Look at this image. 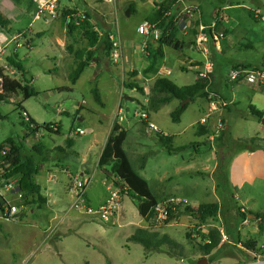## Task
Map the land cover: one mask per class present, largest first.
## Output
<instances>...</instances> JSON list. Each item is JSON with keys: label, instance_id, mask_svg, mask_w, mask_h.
Listing matches in <instances>:
<instances>
[{"label": "rangeland", "instance_id": "1", "mask_svg": "<svg viewBox=\"0 0 264 264\" xmlns=\"http://www.w3.org/2000/svg\"><path fill=\"white\" fill-rule=\"evenodd\" d=\"M211 1L215 6L214 18L220 14L225 17L218 22L213 36L225 46L224 53L218 51L210 35L208 42L213 62L217 64L216 75L222 81L208 97L188 102L181 121L175 123L170 114L176 107L175 102L158 112L148 111L151 89L160 77L144 75L148 53L145 38L138 31L163 0H59L58 16L45 20L35 19L36 7L32 0H0V11L5 19V25L0 24V33L11 39L25 32L26 38L23 48H18L17 43H5L4 53L0 57V144L13 139L23 157L33 155L37 161L47 157L37 180L48 188L47 192L43 190V194L53 197H50L51 203H47L44 197L46 203L42 206H30L28 202L32 203L34 199L24 197L23 209L26 214L14 219H0V264H198L203 258H207L209 264H242L252 258L245 249H257L264 244V228L253 218L244 225L240 216L241 208H245L248 214L264 212V174H258L252 183L245 184L238 191L228 183L231 160L245 145L240 139L261 138L254 145L249 144L264 148V124L249 114L250 105L264 109V88L255 92L254 88L259 85H250L246 81L237 85L230 81L231 71L235 69L231 68L239 61H250L253 66L261 63L259 53L246 50L248 42L242 40V33L245 23L252 24L254 45L256 49L264 48V22L253 23L247 13V9L259 8L264 11V0H200L188 4L187 9L176 8L173 12L176 13V21L182 18L184 22L180 26L183 28L186 24L188 27L178 36L184 50L166 47L168 54L165 63L172 71L168 78L178 86L195 84L196 72L188 64L189 50L196 48L199 26L207 24L201 19L206 10L202 3ZM225 5H241L238 11L242 18H238L232 10L223 11L221 8ZM85 22L90 25L85 26ZM211 24L207 26L212 30ZM70 25L75 28L71 30L72 33ZM91 27L100 38H103L105 31L111 42L112 38L119 40L120 57H107L104 45L100 46L79 81L73 84L69 77L78 62L87 55L84 53L89 50V44L85 33ZM246 30H249V26ZM221 33L225 38H219ZM2 38L5 39L4 36ZM59 41L66 48L64 54L61 53ZM196 56L201 58V55ZM8 58L20 62L24 72L14 68ZM225 62L230 72L223 67ZM220 65L224 68L221 69L223 73L219 71ZM184 68L187 70L184 71ZM133 73H137V76L133 77ZM2 76L21 83L22 89L16 93H4ZM132 81H136L143 92L126 88L125 84ZM210 82L213 84V79ZM95 88L103 105L95 99ZM30 90L34 95L26 99L25 94ZM218 94L235 97L236 104H222L220 107L224 114L215 125L208 127L201 122L195 123L204 115L202 110L206 107L205 103L225 101ZM143 112L148 114L150 122L159 127L161 134L181 133L174 146H184L185 149L169 154L158 137L161 134L152 131L147 122L140 118ZM28 117L40 126L37 133L31 128ZM51 126L57 130L47 131L46 128ZM116 126L126 133L124 149L133 167L148 181L159 204L175 198L188 199L191 202L189 207L193 204L195 208L202 204L218 203L221 205L219 214L201 223L184 212L183 204L179 205L176 219L172 221L177 222L176 225L161 234L167 224L155 220L146 222L139 213V201L122 193L111 181L108 184L119 191L122 203L112 223H103L95 216L71 209L70 189L76 175L84 170L81 159L68 152L63 153L69 150L67 139L75 141V144L81 138L88 142L98 133L101 146L105 147ZM77 128L83 129L86 134L73 137ZM201 128H206L208 132L204 136L218 135L214 143L215 153L206 145V140L203 143L204 138L198 139L203 137L200 136V133H204ZM195 146H198V150ZM33 147H44L42 154L33 151ZM221 162L224 166L220 169ZM186 167L190 169H184ZM67 169L74 175L70 179ZM93 172L92 165L89 175ZM102 179L107 178L96 170L89 186L99 191L100 198L102 193H108L107 186L101 184ZM19 180L17 176L15 183L18 184ZM66 182V189L62 187L64 189L61 190L66 196L69 194V198L59 192L61 185L58 184V189L53 186ZM60 196H65L66 201L61 200L56 204ZM0 197L7 202L17 203L14 194L6 192L4 188H0ZM141 229L156 233L159 237L167 236L182 250L170 245H163L160 251L147 250L130 239L131 234ZM212 230L221 232V245L212 255L205 257L201 246L207 243ZM223 234L228 241L223 242Z\"/></svg>", "mask_w": 264, "mask_h": 264}, {"label": "trees", "instance_id": "2", "mask_svg": "<svg viewBox=\"0 0 264 264\" xmlns=\"http://www.w3.org/2000/svg\"><path fill=\"white\" fill-rule=\"evenodd\" d=\"M187 3L189 0H185ZM182 7L181 4L178 3V0H164L159 8L151 14L147 20L152 24H156L157 27L161 28L164 32V36L161 40L157 42V44L148 43L147 46V58L148 65L144 70V75L146 77H158L159 70L164 66V61L166 58L165 48H173L175 50H183L184 44L179 40V34L181 32L180 26L176 22V13H173L176 8ZM249 15L254 20L253 10H249ZM202 20H205L207 23V17L201 16ZM199 23V22H198ZM197 23V24H198ZM0 24L5 25L4 15L0 11ZM90 25L89 22H85L84 24ZM200 24H198L199 26ZM208 25V24H206ZM73 26H69L70 33L71 30H74ZM103 38L99 37L98 32H95L92 27L86 30V38L89 44V50H86L84 54H87L82 61L78 62L76 68L70 74V81L73 84H76L85 69L89 66V64L95 58L100 46L104 45L105 53L107 57H110L112 53V42L107 32L103 31ZM208 34L213 39L212 30H208ZM83 58V57H81ZM8 62L16 68L21 73L24 72V67L20 62H17L13 58H8ZM264 65L260 67H249V66H236L235 69L246 68V69H260ZM133 77L137 76V73L132 74ZM210 79H213V75H211ZM2 88L4 93H16L17 91L22 89V85L19 82L11 81L6 76H2ZM126 88L137 90L143 92V88L139 86L136 81L128 82ZM28 88V86H26ZM214 89V85L209 81H198L194 85L183 86L180 87L172 82L169 78L160 77L155 80L153 87L151 89V96L149 99V112H158L163 106L171 103L174 100L179 102L178 107L171 113V118L173 122L179 123L181 121L182 115L187 110L189 104H186L182 107V102L187 99H190V102H194L198 98H206ZM95 99L97 103L103 105L101 97L99 95V91L97 88L93 90ZM34 95V92H26V99L30 98ZM21 107V106H20ZM249 114L251 117L257 119L262 122L264 119V109L259 110L255 106L250 105ZM28 120L31 122V128L34 132L40 129V126L35 123L30 117ZM55 127V126H51ZM54 128L47 127V131H52ZM57 130V129H56ZM201 131L204 133H200V136L206 135L208 132L206 128H201ZM163 146L166 148L168 153L172 154L173 151H179L185 148H179L175 150L172 145V139L170 137L159 135L158 136ZM262 140L261 138L253 137L250 139H240L241 143H244V147L240 150H249V151H257L261 149V147L253 146L256 141ZM127 142L126 133L118 126L114 127L111 133V136L102 151V155L98 164V169L101 171L108 181L113 182L118 188L121 189L122 193H127L132 198L139 201L138 210L142 218L146 222H152L155 218L156 207L159 205V199L156 195L153 194L148 181L139 175L137 170L133 167L127 152L124 147ZM67 145H71L72 141L67 139ZM253 144L251 146V144ZM10 145L12 148V152L8 156H1V152L5 148L6 145ZM44 147H35L34 151L38 154H42V149ZM224 151L222 155H224ZM47 157H43L40 161H37L35 157L32 155L30 157H23L22 151L20 148L16 146L13 139H9L8 142L0 144V161L4 162L5 165H9L7 168L3 166L4 172L6 173V178H14L19 176L20 180L18 183L19 189L21 193L24 194L25 198L32 197L34 200L32 203L28 202V205L33 206L37 204L38 206H42L46 203V200L41 194V186L37 183V176L43 170L44 164L47 162ZM224 164L220 163V169ZM108 172L111 173V176L108 175ZM227 179V176H225ZM4 205L7 203L4 201L2 197H0V209L4 210ZM221 209V205L218 203H207L202 204L201 206L195 207H185L184 212L187 215L194 216L201 223L206 222L209 218L216 217ZM27 211V210H26ZM23 214H26L25 210H23L19 217H22ZM255 221H257L261 228H264V212L260 213H249ZM240 216L245 219V216L241 214ZM176 219V210L172 211L169 214V217L165 224L171 223ZM209 239L207 243L202 247L204 251V256L209 257L219 249L221 245V232L219 230H212L209 234ZM132 241L138 242L142 244L147 250H155L160 251L163 245H170L174 248H179L176 243L172 242L167 236L159 237L158 234H151L147 230H139L134 235L130 237ZM183 254V252H181ZM85 264H90L86 262Z\"/></svg>", "mask_w": 264, "mask_h": 264}, {"label": "built area", "instance_id": "3", "mask_svg": "<svg viewBox=\"0 0 264 264\" xmlns=\"http://www.w3.org/2000/svg\"><path fill=\"white\" fill-rule=\"evenodd\" d=\"M162 1V0H160ZM164 1V0H163ZM36 7V18L37 19H53L58 16V6L59 0H32ZM178 3L181 4L183 8H188V3L185 0H178ZM181 7V8H182ZM185 9V10H186ZM254 18L264 22V11L257 8L253 10ZM225 17L220 14L219 16L215 17L213 23L210 27H214L218 22L223 21ZM177 24L180 26V23L184 21L180 18L176 21ZM188 26L184 24L183 28L180 26L181 32L186 29ZM199 34L197 35L196 39V48L203 54L209 55L208 49V42H209V34L206 31L209 29V26H205L201 24L199 26ZM139 33L145 38V48L147 52L148 41L151 43L157 44L159 40H161L164 36V32L161 28L157 27L156 24H152L148 20H145L138 28ZM6 34L0 33V57L4 53V45L5 43H17V47L23 48L25 42V32L19 33L16 36H13L11 39ZM5 37V39L2 38ZM112 57L114 59H119L120 51H121V44L119 40H114L112 38ZM214 64L211 61H208L202 69L200 70L198 76L199 80L202 81H209L211 75L213 74ZM172 74V71L168 68L162 67L159 72V77H167ZM240 80L246 81L250 85H260L264 86V66L260 69H234L231 71L230 74V81L237 82ZM140 118L147 122L149 128L152 131L157 133L160 132V129L156 124L149 121L148 114L146 112L140 113ZM55 128V127H52ZM56 129V128H55ZM86 132L81 129L77 128L76 131L72 134L73 137L83 136ZM12 152V148L10 145H6L3 151L1 152V156H8ZM3 166L8 167L9 165H5L4 162L0 161V188H4L6 192H12L16 197L17 203L7 202V205H4V210H1L0 219L8 220L10 218H17L19 214L24 210L25 202H24V194L21 193L19 186L15 183V178H6V173L4 172ZM91 178H81L77 176L74 178V185L70 189V196L72 200L71 209L79 213H83L87 216H95L97 219L103 223L109 224L115 220V216H117L119 210L121 209L122 203L120 200L119 191L114 190L112 188L113 185L108 184V180L105 181V184L109 186L110 195L108 199L99 207L92 206L89 201L87 200V190L90 186ZM184 205L185 207L190 206V203L186 200L181 199H170L165 201L162 204H159L156 207L155 211V218L154 222L157 223H165L169 217V214L172 211H175L179 205ZM241 214L245 216L243 219V224H248L250 220H252V216L249 215L245 208H241ZM228 241V237L223 234V242ZM252 258L244 262L242 264H264V244L260 245L256 250L250 252Z\"/></svg>", "mask_w": 264, "mask_h": 264}, {"label": "crops", "instance_id": "4", "mask_svg": "<svg viewBox=\"0 0 264 264\" xmlns=\"http://www.w3.org/2000/svg\"><path fill=\"white\" fill-rule=\"evenodd\" d=\"M129 1H133V0H129ZM197 1H200V0H189L188 1V4H194V3H197ZM213 3L214 2H212V1L210 3H208V2L207 3H202L203 6L206 9L204 16L207 17V21H208L207 24L213 23V20H214L215 13H213L214 12L213 9H214L215 6H213ZM240 7H241V5H239V6H228V5H225L221 9L223 11L232 10L233 13L238 18H242V15L238 11V9ZM0 10H1V7H0ZM249 10L250 9H247V13L249 12ZM251 10H253V9H251ZM248 16L250 17L249 13H248ZM35 19L37 20V18H35ZM250 19L255 24H259V23L262 22V21H259V20H254L251 17H250ZM219 23H217L213 27V29H212L213 36H215L214 35V29H215V27L218 26ZM247 26H249V30H246L247 29ZM251 27H252V24H249L248 25L247 23H245V25H244V31L242 33V40L248 42V46H246V50L248 49V50H251V52H253V53L254 52H257V53H259L261 55V57H260L261 63H258L256 66H253L250 61H247V60L244 59L245 61H239V63L235 64L231 69H234L236 66H249V67L255 68V67H260V66L264 65V48L261 47V48L256 49V47L254 45V42H253V37L255 35L253 33H251ZM262 33L264 35V31H262ZM250 36H251V38H250ZM219 38H225L224 34L221 33ZM213 40L215 42V45H216V48L218 49V51L224 53L223 51L225 50L224 49L225 46L224 45L223 46L221 45V41L219 39H217V37H215V39H213ZM54 43H56V41ZM59 43H60V48L62 47L61 53L64 54L66 52L65 51L66 48H65V46H63V43L62 42L59 41ZM240 47H242V46H240ZM60 48L56 46V49H58L59 52H60ZM189 51H190V54H189L190 55V57H189V60L190 61H189L188 64H189L190 68L193 69V70H195V72H196V76H197L196 82L202 81V80H199L198 74H199L200 70L202 69V67L204 66V64H206L208 61L213 62L211 52H209V55H206V54H203L202 52L200 53L199 50H198L199 51L198 52L196 48L194 50H189ZM165 54H166V58H165L164 66L163 67L170 69L169 67H166L167 64L165 63L166 62V59H167V54H168L167 53V48H165ZM196 55H201V58H199ZM213 64H214V70H213V74H212L213 75V84H214V87H217L218 84H219V82H221L222 80L220 81V77H218L216 75V72H217L216 71L217 64H215L214 62H213ZM223 64H224L223 67L224 68H227V70H228L227 72H230L231 69L228 68L227 63L225 62ZM220 67L221 68H220L219 71L221 73H223V71H221V69H224V68H222V65H220ZM186 70H187V68H184V71H186ZM168 77L169 76H167L166 78H168ZM243 83H245V81L244 80H241V81H237V82H235L233 84L241 85ZM192 85H194V84H192ZM180 87H183V86H180ZM263 88H264V86H260L259 85L258 88H254V91L255 92H260ZM218 95H220V94H218ZM221 97L223 99H225L224 102L221 101V100H217L216 102L205 103V106L206 107H205V109L202 110V111H204V115H201L200 116V120L196 121L195 123L201 122V123L206 124V126H208V127L211 126V125H215L217 119L224 114V111H223V109L220 106L222 104L224 106H230V105H235L236 104V100H235L236 98L233 97V96L232 97H223V96H221ZM200 99H202V98H198L196 100H200ZM174 102L176 103L175 106L177 107L179 105V102L177 100H174L171 103H174ZM176 107H174V109L172 111H170V114L176 109ZM231 110H232V108H231ZM78 119L80 121H82V118L81 117H79ZM194 124H193V126H194ZM227 128H228V126L226 127V129ZM161 135L170 137L172 139V143H173L172 145H173V147H174L175 150H178L179 148H185L184 146H176V145L174 146L175 141H176V138L177 137H181V133H179V135L178 134H161ZM79 137H82V136H79ZM217 137H218V135H216V136L215 135H211V136H203L201 138L198 137V139L204 138L203 139V143L206 140L207 141L206 142L207 144L206 143L205 144L207 146H210V150L215 153L216 152L215 151L216 148H215V144L214 143H215V139ZM76 141L78 143L75 144V141H72V144L70 146L68 145L69 150L68 151L66 150L63 153L68 152L71 155H75L76 157H78L79 159H81V166H82V169L84 171H81L80 172V175H76V176H80V177H83V178H91L92 179V177L94 176L96 170H99L98 169V164H99V161H100V158H101L102 151H103L104 147L101 146V142H100V138L98 136V133H95L93 135V138L90 139L88 142H84L82 140V138L81 139H78ZM77 145H78V148L76 147ZM223 147L224 146H222L221 149ZM34 148L35 147L32 148L33 151H34ZM195 148L198 150V146H195ZM173 153H179V151H173ZM92 165L94 166V172H93L92 175H89V172L92 169ZM184 169H190V168L189 167H186ZM67 173H68V179H70V177L74 176L73 173H70L69 169H67ZM258 174H264V148H261V149H259L257 151H249V150L238 151L234 155V157L231 160V163L229 165V173H228V179H229L228 180L229 181L228 183H229V186L233 190L238 191L239 189L243 188L245 184L252 183L255 180V177ZM106 180L107 179H102V183L101 184L107 186V189L106 190H107L108 193L107 194H103L102 193L101 198H100L99 191H95V190H93V188L92 189L91 188H88V190H87V196H86L87 197V200L89 201V203L92 206H94V207L96 206V208L99 207L100 205H102L108 199V197L110 195L109 186L105 184V181ZM66 181L68 182V180H66ZM67 182L64 183V184H61L62 182L61 183H55L53 186L56 189H58L57 188L58 187V184L61 185L60 188H59V190H60L59 192H61V193H63L65 195V193L62 192L61 188L64 187L66 189ZM37 183L41 186V189H42L41 190V194H42V196L45 197V198H47V203H51V201H52L50 199V197H52L51 194H49L48 196H46V195L43 194V190L47 192L48 188H44L38 182V180H37ZM64 188H62V189H64ZM65 196L64 197L63 196H60V198H57V200L55 201L56 204H59L61 200L66 201V197L67 196L69 198V194H67L66 197ZM183 200L188 201V199H183ZM191 206L192 207H195V206H193V204ZM176 223L177 222H171V223L167 224L164 227L165 229L162 228L163 230L161 231V234H164V233L168 232L167 230L169 228H172L174 225H176ZM132 235H134V233L131 234V236ZM255 249H256V247L255 248H252V249L251 248L250 249H245V250L250 254V252L253 251V250H255ZM236 264H238V263H236Z\"/></svg>", "mask_w": 264, "mask_h": 264}, {"label": "water", "instance_id": "5", "mask_svg": "<svg viewBox=\"0 0 264 264\" xmlns=\"http://www.w3.org/2000/svg\"><path fill=\"white\" fill-rule=\"evenodd\" d=\"M127 15H129V13ZM188 102H190V99H187L184 102H182V107L185 106ZM262 123L264 124V119H262ZM108 175L111 176V173L108 172ZM121 189H123V186H121ZM198 264H209V261L207 258H203L200 260Z\"/></svg>", "mask_w": 264, "mask_h": 264}, {"label": "clouds", "instance_id": "6", "mask_svg": "<svg viewBox=\"0 0 264 264\" xmlns=\"http://www.w3.org/2000/svg\"><path fill=\"white\" fill-rule=\"evenodd\" d=\"M253 218V217H252Z\"/></svg>", "mask_w": 264, "mask_h": 264}]
</instances>
